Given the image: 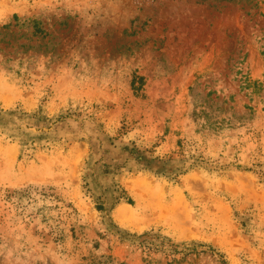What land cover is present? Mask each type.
<instances>
[{"label":"rangeland","instance_id":"rangeland-1","mask_svg":"<svg viewBox=\"0 0 264 264\" xmlns=\"http://www.w3.org/2000/svg\"><path fill=\"white\" fill-rule=\"evenodd\" d=\"M262 50L264 0H0V264H264Z\"/></svg>","mask_w":264,"mask_h":264},{"label":"trees","instance_id":"trees-1","mask_svg":"<svg viewBox=\"0 0 264 264\" xmlns=\"http://www.w3.org/2000/svg\"><path fill=\"white\" fill-rule=\"evenodd\" d=\"M261 54L264 56V50L261 51ZM244 87L251 88L253 93L264 96V79L254 81L248 80L246 81ZM98 208L101 209L100 206H98Z\"/></svg>","mask_w":264,"mask_h":264}]
</instances>
